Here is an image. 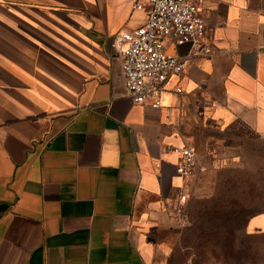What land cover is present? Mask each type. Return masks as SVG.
<instances>
[{
    "label": "crops",
    "instance_id": "crops-1",
    "mask_svg": "<svg viewBox=\"0 0 264 264\" xmlns=\"http://www.w3.org/2000/svg\"><path fill=\"white\" fill-rule=\"evenodd\" d=\"M137 1L0 0V264H164L186 117L264 140V0L201 1L211 55L158 109L131 103L111 48Z\"/></svg>",
    "mask_w": 264,
    "mask_h": 264
},
{
    "label": "rangeland",
    "instance_id": "rangeland-1",
    "mask_svg": "<svg viewBox=\"0 0 264 264\" xmlns=\"http://www.w3.org/2000/svg\"><path fill=\"white\" fill-rule=\"evenodd\" d=\"M178 134L183 145L194 152V170L185 180L182 193L186 202L183 212L178 215L173 209L172 223L152 236L169 248L164 264H222V256L228 254L229 230L236 244L242 241L245 245V224L250 212H264V140L243 130L224 129L198 113L186 117ZM215 198L219 199L218 204ZM236 207L249 213L222 224L219 247L213 249L197 237L195 228L201 211L216 209L220 214ZM252 243L258 247L257 256L264 264V241Z\"/></svg>",
    "mask_w": 264,
    "mask_h": 264
},
{
    "label": "built area",
    "instance_id": "built-area-1",
    "mask_svg": "<svg viewBox=\"0 0 264 264\" xmlns=\"http://www.w3.org/2000/svg\"><path fill=\"white\" fill-rule=\"evenodd\" d=\"M202 0H142L133 9L145 13L144 23L129 32L113 37L111 48L121 60L124 87L131 103L158 109L164 87L172 77L181 78L187 65L211 55L205 40L206 24L201 16ZM185 48L182 56L168 54V48ZM181 93L180 88L175 89ZM194 152L180 148L178 174L183 180L192 176ZM186 196L179 195V213Z\"/></svg>",
    "mask_w": 264,
    "mask_h": 264
},
{
    "label": "trees",
    "instance_id": "trees-1",
    "mask_svg": "<svg viewBox=\"0 0 264 264\" xmlns=\"http://www.w3.org/2000/svg\"><path fill=\"white\" fill-rule=\"evenodd\" d=\"M216 204H218L219 199L215 198L213 199ZM214 211H210L209 213L207 210L201 211L198 215V220L200 221L199 225L195 228L196 231H198L197 237L203 241V243H207L212 245L211 247L213 249H216L220 246L219 242L221 240V236L223 237V234L219 232V229L222 228L223 223H227L232 219H236L237 217L243 216L245 213H249L245 211L243 208L236 207L234 209L225 210L224 212L218 213L216 209H213ZM224 213V216L221 214ZM248 220L245 224V242L246 244L243 245L242 241L238 242L236 244L235 237H232L231 230H229V238H231L228 241L227 247V253L222 256V264H261V257H258L259 249L256 245H253L252 242L262 239L264 241V231L255 230L253 232H247V223L250 219L258 216V215H264V212H258L255 211L250 212ZM255 213V214H254ZM201 221L203 224V227L201 228ZM214 241L213 244H211ZM251 243L249 244V242ZM237 251V252H235ZM238 255V256H237ZM253 258V259H252ZM251 259V260H250Z\"/></svg>",
    "mask_w": 264,
    "mask_h": 264
}]
</instances>
